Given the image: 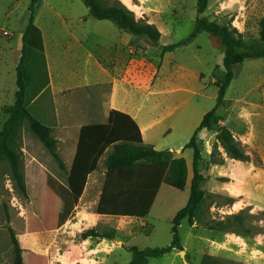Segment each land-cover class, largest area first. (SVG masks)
<instances>
[{
  "label": "crops",
  "instance_id": "crops-1",
  "mask_svg": "<svg viewBox=\"0 0 264 264\" xmlns=\"http://www.w3.org/2000/svg\"><path fill=\"white\" fill-rule=\"evenodd\" d=\"M43 3L44 0H41L40 6ZM40 6L34 22L43 37L47 82L28 106L30 110L32 108L31 113L36 118H45L46 124L52 126V135L57 141L56 152L67 171L75 158L81 128L90 124L107 123L111 110L130 115L140 129L143 142L156 150H168L177 157H184L185 150H190L192 154L191 149L183 147L203 116L210 111L209 101H212L214 96L209 86L216 88L217 80L214 76L213 59L205 60L203 55L197 52L202 46L197 45L193 49L190 42L173 51L162 53L161 47L171 43L158 42L153 46L154 53L145 49L140 50V55H135V37L132 34L122 32L116 27V30L110 33V40L100 39V42H93L94 33L89 32L84 34L86 37L83 39L81 34H77L72 28H77L78 22L87 23L88 20L85 21L84 17L76 18L69 13L60 15L63 33L60 34L57 30L48 32L46 14H43L41 25L38 23L42 16ZM8 9L7 14L12 12L11 6ZM103 21L107 20H99L98 23L103 25ZM148 22L155 25L153 20ZM25 26L26 24L18 26L17 33H11V36L2 42H15L20 53ZM96 37L98 38L97 35ZM87 38L92 42H83ZM221 58L223 59V52L218 54L216 61L219 73L224 72ZM14 62L15 68L17 61ZM167 63L170 67L166 66ZM237 66L239 86L230 88L229 85L227 88L223 104L217 108L219 121L216 126L228 128L248 158H231L216 138L217 148L220 149L218 154L214 155L210 149L205 150L203 147V158L209 157L215 162L217 156H220L221 193L232 207L238 204L239 208L264 209V57L248 58ZM164 67L165 71L159 76L160 69ZM171 83L176 85L172 86ZM43 95L47 98L41 105L40 99ZM205 134L202 129L198 137L202 139ZM23 141L29 145L24 152L26 160L30 163V180L26 181L28 197L32 198L31 187H35L32 185L43 182L44 175L47 176L45 189L50 191L51 200L54 195L59 196L58 190H63L66 194L65 198H58V201H61L58 205L69 209L65 214L59 215L55 224L47 229V246L54 247L60 238L58 232L61 228L69 234L82 226L96 228L99 223L112 222L110 213L99 210L100 199L85 200L89 181L86 182L78 201L74 202L66 184L56 176L55 167L49 165L51 158L42 145L31 143L30 137H24ZM39 157L43 161H39ZM103 159L104 155L100 157L96 169L91 173L98 171ZM104 170L106 172L105 168ZM101 186L98 184L96 187L100 192ZM30 225L31 223L28 230ZM29 231L40 233L42 230ZM89 237L93 236H88L82 241L89 251L102 248L101 240L94 244ZM103 238L112 245L115 242L113 238ZM19 241H22L24 249L31 247L28 237L19 238ZM82 242L73 243L72 246L76 250ZM34 255L43 254L37 252Z\"/></svg>",
  "mask_w": 264,
  "mask_h": 264
},
{
  "label": "rangeland",
  "instance_id": "rangeland-1",
  "mask_svg": "<svg viewBox=\"0 0 264 264\" xmlns=\"http://www.w3.org/2000/svg\"><path fill=\"white\" fill-rule=\"evenodd\" d=\"M119 1L133 11L137 18H144L150 22L153 20L161 33L158 42H179L186 39L194 30L198 16L195 0H129V6L123 0ZM28 3L29 0H0V129L8 117L5 108L14 102V92L17 86L16 67L14 68L13 64L14 61L18 62L20 55L15 42L2 41H6L11 33L16 34L18 26L22 27L27 23ZM9 6L12 7V12L7 14ZM39 11L42 16L38 23L41 25L43 14H46L49 23L48 32L57 30L60 34L63 33L64 28L60 21V15L64 16L67 13L76 18L84 17L85 21L88 20L87 23L78 22L77 28L71 25L72 30L81 34L83 39L86 37L84 34L89 32V34L94 33L93 42H100V39L110 40L111 31L116 30L111 21H103L105 23L102 25L98 23L99 20L90 17L82 0H44ZM200 16L235 28L241 34L245 44H254L259 42L261 20L264 16V0H208V6ZM105 24L110 27H106ZM122 32L131 34L126 30H122ZM83 42L92 41L87 38ZM133 42L135 55H140V50L145 49L154 53L155 47L153 46L158 44L150 42L145 37H135ZM190 42H192L191 48L193 49L197 45L202 46V49L197 52L203 55L205 60L213 59L215 62L214 76L216 79L221 77L224 72L219 73L216 65L218 54L223 52L220 37L204 31L198 33ZM166 66L170 67L168 63ZM234 68V79L230 88L239 86V67L235 66ZM36 69L40 75L28 87L31 93L36 90L39 81L44 82L47 72L45 65L39 61ZM164 71L165 67L161 68L159 76ZM170 85L175 86L176 83ZM209 90L214 96L212 101H209L212 109L215 105L216 88L210 85ZM46 98L47 96L43 95L40 99L41 105L45 103ZM30 111L32 112V108ZM40 119L44 123L47 122L45 118ZM216 125L213 124L212 129L204 128L206 134L200 139L205 150L210 149L214 155H217L220 150L215 142V132L218 128ZM23 130L24 127L21 128L20 145L24 158V175L28 182L30 180V163L26 160L24 152L27 151L29 145L24 143L23 138L28 139L29 136ZM31 143L40 144L36 141ZM110 151L111 148L106 150L103 154L104 158ZM184 159L188 168L185 188L178 190L163 184L160 192L154 196L151 207L146 213H142V217L136 216L135 212L141 204L148 200L147 194L137 191H120L116 183L106 177L105 159H103L98 171L87 177L90 186L85 193V200L100 199L99 210L110 213L112 222L99 223L96 228L82 226L74 233L69 234L61 228L58 232L60 238L53 248L51 245L47 246L49 243L47 229L55 224L59 215L65 214L69 209L58 205L61 202L58 201V198H65V192L58 190L59 196L54 195L51 200L50 191L47 192L45 189L47 176L44 175L43 182H40L39 185H32L35 186L31 187L32 198L28 195L24 196L15 188L7 174V164L2 162L0 164V264H14L15 250L12 233L22 248L21 255L24 261L26 258L29 261L28 264H32V261L35 264H43L40 257L34 256L37 252L43 254L45 264H128L131 259V252L128 250L130 246H136L139 249L167 246L172 239L171 221L175 213L186 205L189 196L192 178L190 150H185ZM39 161L43 160L39 157ZM49 162V165L55 167L56 176L64 182L63 175L58 172L57 163L52 159ZM220 166V156H217L215 162L212 158L207 157L200 163V171L206 177V180L201 183L205 199L200 222L197 221L190 225L186 218L181 221L178 227L181 249H173L163 256L150 258L147 264H202L204 258H206L204 264H264V209L239 208L238 204L233 208L221 193ZM7 179L10 180L11 189L6 185ZM98 184L102 185L100 187L102 192L96 189ZM240 211L245 220L244 227L238 232H223L210 229L205 225ZM30 223L29 230L42 231L40 233L30 232L28 230ZM92 228L100 237L93 236L89 239L94 244L100 240L103 242L102 248L96 251H89L88 246L82 242L85 240L83 233ZM245 228L248 231H244ZM107 235L115 241L113 245L108 240H103V237ZM24 236L28 237V241L31 242L29 249H24L22 241H19V238ZM79 242L83 244L75 250L72 244Z\"/></svg>",
  "mask_w": 264,
  "mask_h": 264
},
{
  "label": "trees",
  "instance_id": "trees-1",
  "mask_svg": "<svg viewBox=\"0 0 264 264\" xmlns=\"http://www.w3.org/2000/svg\"><path fill=\"white\" fill-rule=\"evenodd\" d=\"M197 18L194 30L189 36L179 42L167 44L161 47L162 53L173 51L175 48L188 44L200 32H208L220 37L223 49L222 64L224 73L215 81L217 89L215 105L202 118L199 126L194 131L183 149L192 150V178L189 186V196L184 207L179 209L172 221L170 232L172 239L167 246L145 247L139 249L130 246L131 259L128 264H147L150 258H157L173 249H181L178 227L183 219H187L190 225L200 222L202 206L205 199L201 183L206 177L200 171V163L203 158V145L198 137L200 130L212 129L217 124L219 117L217 108L222 106L227 88L234 77L235 66L248 58L264 57V16L261 20L259 42L245 44L241 34L233 27L211 21L204 13L208 6V0H195ZM41 0H29L26 26L22 31V45L20 56L16 65V86L14 102L5 108L8 115L0 129V164H7V174L11 178L15 188L24 196L28 190L24 175V158L21 150V128L23 132L42 145L50 158L54 160L63 175V181L68 187L74 202H77L83 193L88 175L97 167L100 157L107 148L111 151L104 160L106 177L113 180L120 191H137L147 194L148 200L141 204L135 212L142 217L151 207L152 200L162 184H167L175 189L183 190L186 186L188 168L183 156H174L168 150H156L153 146L143 142L140 129L135 120L128 114L117 110L109 112L108 121L105 124H90L81 128L78 146L73 164L69 171L66 170L62 160L56 152L57 141L52 135V126L36 118L30 111L29 103L36 97L47 82H38V87L33 93L28 87L38 79L37 62L45 65L43 37L40 28L35 24V16ZM87 8L88 15L96 20L111 21L120 30L130 32L134 37H145L150 42L157 44L161 33L153 23L144 18H137L133 11L128 9L119 0H82ZM215 138L225 152L234 159L245 160L247 155L233 138L232 133L226 127H218ZM214 153V152H212ZM245 217L242 212L227 215L212 224H205L210 229L223 232H235L244 227ZM244 231H248L247 228ZM88 236H100L92 228L83 233V238ZM111 238V236H104ZM12 241L15 250L14 264H28L21 255L17 239L12 233ZM40 257L43 264V256ZM206 258L202 260L205 263ZM32 264L35 262L32 261Z\"/></svg>",
  "mask_w": 264,
  "mask_h": 264
},
{
  "label": "bare ground",
  "instance_id": "bare-ground-1",
  "mask_svg": "<svg viewBox=\"0 0 264 264\" xmlns=\"http://www.w3.org/2000/svg\"><path fill=\"white\" fill-rule=\"evenodd\" d=\"M123 2H124L127 6L130 5L129 0H123ZM235 207H236V206H233V208H235Z\"/></svg>",
  "mask_w": 264,
  "mask_h": 264
},
{
  "label": "built area",
  "instance_id": "built-area-1",
  "mask_svg": "<svg viewBox=\"0 0 264 264\" xmlns=\"http://www.w3.org/2000/svg\"><path fill=\"white\" fill-rule=\"evenodd\" d=\"M6 185L8 186V188L11 189V185H10V180L9 179L6 180Z\"/></svg>",
  "mask_w": 264,
  "mask_h": 264
},
{
  "label": "water",
  "instance_id": "water-1",
  "mask_svg": "<svg viewBox=\"0 0 264 264\" xmlns=\"http://www.w3.org/2000/svg\"><path fill=\"white\" fill-rule=\"evenodd\" d=\"M214 36H216V35H214ZM213 45H214V43H212ZM219 45V44H218ZM183 252V251H182Z\"/></svg>",
  "mask_w": 264,
  "mask_h": 264
}]
</instances>
